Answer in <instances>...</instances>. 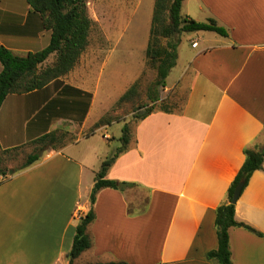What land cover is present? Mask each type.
Wrapping results in <instances>:
<instances>
[{
  "label": "crops",
  "instance_id": "crops-1",
  "mask_svg": "<svg viewBox=\"0 0 264 264\" xmlns=\"http://www.w3.org/2000/svg\"><path fill=\"white\" fill-rule=\"evenodd\" d=\"M185 7L184 16L214 18L230 35L199 32L198 47L192 36L190 47L179 45L176 68L181 57L184 65L166 89L180 87L186 103L179 112L156 111L137 123L130 149L107 176L135 183L130 188L147 193L145 204L135 209L128 190H101L89 229L93 246L76 264H218L208 257L218 248L216 210L245 150L264 145V0H186ZM51 37L28 0H0V47L26 56L48 47ZM65 78L10 94L0 109V151L30 147L32 154L33 141L54 131L74 138L22 171L9 168L0 185V264H69L97 172L110 157L95 143L87 153L78 149L108 125L94 129L100 118L81 138L94 95ZM236 219L262 235L231 228L233 264H264V168L244 189Z\"/></svg>",
  "mask_w": 264,
  "mask_h": 264
},
{
  "label": "trees",
  "instance_id": "trees-1",
  "mask_svg": "<svg viewBox=\"0 0 264 264\" xmlns=\"http://www.w3.org/2000/svg\"><path fill=\"white\" fill-rule=\"evenodd\" d=\"M89 0H28L31 10L42 17L44 29L52 31L48 47L38 52H30L26 56L15 54L10 49L0 47V61L3 70L0 73V109L10 94H28L43 89L54 81L66 77L78 65L83 53L89 46V37L94 26V20L88 11ZM186 0H155L148 46L146 50L147 62L157 71L156 80L148 87L149 102L139 106L133 114L136 124L146 119L152 113L161 111L173 113L171 98L162 99L160 90L166 88L167 79L176 67L178 47L186 33L213 32L221 37H229L230 32L219 22L210 18L200 22L182 14ZM54 58L53 63L48 62ZM140 80L138 79L119 99L118 105L134 102L139 97ZM182 91L177 87L174 92ZM183 92V91H182ZM185 93V92H184ZM180 111L187 100V94ZM111 124L110 120L100 119L94 129ZM93 129V130H94ZM135 137L130 124L125 123L119 138L121 146L114 155L103 161L97 172L95 184L90 195L91 208L81 218L76 228L72 249L69 253V264H76V260L93 246L89 233L91 224L96 219L94 205L99 192L103 189H115L125 192L135 183L108 179V172L117 158L127 152ZM74 138L68 132H50L33 141L35 150L26 156L21 164L15 168L22 171L37 161L49 148H56L58 144L72 142ZM22 148L0 151V177L5 180L9 176L7 162L16 159ZM245 162L228 190L227 200L216 210V230L218 248L208 254L218 264H233L230 229L245 228L257 235H262L249 225L236 219V205L233 204L234 192L240 183L248 186L253 174L264 168V145L260 149H246ZM1 185V184H0ZM88 264H128L126 262L88 263Z\"/></svg>",
  "mask_w": 264,
  "mask_h": 264
},
{
  "label": "rangeland",
  "instance_id": "rangeland-1",
  "mask_svg": "<svg viewBox=\"0 0 264 264\" xmlns=\"http://www.w3.org/2000/svg\"><path fill=\"white\" fill-rule=\"evenodd\" d=\"M154 5L155 0L88 1L89 15L94 20L89 46L77 67L64 78L94 95L93 104L84 125L85 133L81 134V138L87 136L89 129L100 118L110 120L111 124L104 125L106 127L97 131L95 137L88 142L82 140L78 147L82 152L87 153L89 150V148L86 149L87 145L95 143L96 148H104L103 151L108 156L114 154L117 147L121 146L119 138L124 124L129 123L133 132L136 126L134 111L149 102L147 89L157 77V71L148 64L146 57ZM184 12H187L186 7L184 11L182 10L183 15H185ZM222 26L229 30L228 27ZM191 36L198 42L202 41V34L186 33L180 44L190 47L188 39ZM53 60L54 58L48 64L53 63ZM183 65L184 58L181 57L178 67L171 71L167 79L168 88H172L177 82ZM138 79L140 80L139 97L134 102L118 105L121 96ZM175 89L170 91L164 88L160 90V93L161 96L165 93L168 98H171L172 110L179 112L185 93L182 91L175 93ZM88 104L90 106V103ZM88 104L86 103V107ZM107 136H109L110 144L104 140ZM30 151V147L19 151L18 157L10 161L7 167L12 169L18 167ZM127 190L129 197L134 200L132 205L135 209L142 208L147 193L136 187Z\"/></svg>",
  "mask_w": 264,
  "mask_h": 264
},
{
  "label": "water",
  "instance_id": "water-1",
  "mask_svg": "<svg viewBox=\"0 0 264 264\" xmlns=\"http://www.w3.org/2000/svg\"><path fill=\"white\" fill-rule=\"evenodd\" d=\"M11 172H12V171H11ZM244 189H245V184H244L243 182L240 183V184L237 186V188H236V190H235V192H234L233 204L236 205V204L239 202V200H240L241 197H242V194H243Z\"/></svg>",
  "mask_w": 264,
  "mask_h": 264
},
{
  "label": "built area",
  "instance_id": "built-area-1",
  "mask_svg": "<svg viewBox=\"0 0 264 264\" xmlns=\"http://www.w3.org/2000/svg\"><path fill=\"white\" fill-rule=\"evenodd\" d=\"M198 44H199L198 41H197V42H194V43H193V47H194V48L198 47ZM4 180H5L4 177H0V184H1Z\"/></svg>",
  "mask_w": 264,
  "mask_h": 264
}]
</instances>
